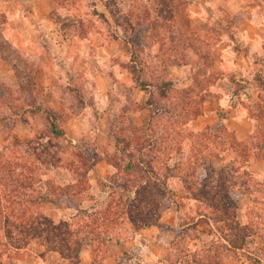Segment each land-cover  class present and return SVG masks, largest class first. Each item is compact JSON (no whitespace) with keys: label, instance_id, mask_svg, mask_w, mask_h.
Listing matches in <instances>:
<instances>
[{"label":"rangeland","instance_id":"obj_1","mask_svg":"<svg viewBox=\"0 0 264 264\" xmlns=\"http://www.w3.org/2000/svg\"><path fill=\"white\" fill-rule=\"evenodd\" d=\"M61 4L62 14L54 20L62 34L33 37L35 49L21 35L14 41L19 48L14 46L7 18L0 14V55L19 80H0V264H105L112 242L133 241L147 228L172 239L168 254L152 259L158 249L150 246L149 258H144L135 246L119 257L118 264H232L221 257L228 253L222 249L227 231L201 220V215L213 211L216 201L211 196L220 178L240 187L248 180L247 173L263 182L264 173L251 172L247 162L256 155L251 143H237L224 124L198 131L188 125L204 114L215 86L225 89L232 104L255 120L252 136L264 122V46L253 48L242 34L247 17L264 20V0H61ZM232 35L233 49L243 54L251 50L254 65L247 71V83L237 80L233 62L226 74L221 69L222 48ZM119 40L130 51L123 67L132 80L143 87L152 84L146 102L154 109L138 125L129 122L127 112L140 105H117L118 151L107 154L114 173L105 177L104 187L78 158L87 155L85 149L97 137L74 142L66 134L53 135L50 123L64 125L66 100L76 108L84 106L92 89L82 78L111 71L115 58L109 54ZM175 74L178 78L172 81ZM39 108L55 110L56 117L37 115ZM218 113L225 116L222 109ZM18 116L25 121H17ZM231 147L238 149L237 163L220 158ZM58 188L76 195L66 202L45 203V194ZM239 197V220L253 223L250 198ZM111 208L115 216L105 214ZM40 215L72 227L114 218L108 228L112 240L97 245L94 253L82 248L77 259H65L57 244H47L45 234L41 237L32 230ZM263 232L252 236L239 253L240 264H264Z\"/></svg>","mask_w":264,"mask_h":264},{"label":"crops","instance_id":"obj_2","mask_svg":"<svg viewBox=\"0 0 264 264\" xmlns=\"http://www.w3.org/2000/svg\"><path fill=\"white\" fill-rule=\"evenodd\" d=\"M62 10L63 5L61 4V0H0V14L7 18L8 30L14 37L12 42L16 41V35H21L26 40L30 49L36 48L32 38L37 35L46 33L62 34L59 24L54 20L55 15L58 13L62 14ZM247 19L248 24H246L247 28L242 31L243 36L251 42L253 48H257L258 45L263 48L264 20L256 22L249 17ZM231 38L232 41L225 44L222 48V54L219 58L221 69L226 74L228 64L233 62V70L237 80L247 83L249 78L247 71L249 67L254 65L249 55L251 50L245 49L247 53L243 54L233 49L235 38L233 35ZM17 44V42H14V46L17 47L19 45ZM115 48V51H113L111 47V53L109 54L111 58H115V65L111 67V71H106L104 74H98V71L96 74L90 73L89 79H87L88 73H86L85 77L82 78L85 82L90 81L92 89L89 97L85 99L84 106L76 108V106L71 105L70 100H66L64 108L68 112V116L65 119L66 122L61 127L65 134L74 142L92 138L93 135V138L97 137V142L95 140L92 141L91 148L98 155L92 170L99 184H102L101 182L104 181L107 175L114 173L113 167L108 163L107 154H114L118 151L117 138L115 136V129L119 122L117 118V105L119 103L130 106L140 105L141 108L139 110L131 109L127 112L129 122L138 125L146 122L154 109L152 105L146 102L152 93V84L148 83L144 87L138 85L137 82L132 80L131 74L123 67V64L131 58L129 48L124 42H120V40L115 43ZM177 78L176 74L173 75L172 81H176ZM4 79L19 83L16 75L11 72V69L0 55V80L3 81ZM119 84L123 85V93L120 90ZM17 85L19 86V84ZM214 88L216 91L212 94L209 93L205 101L204 114L196 121H191L188 125L189 128L198 131L224 124L226 130L233 135L237 143L248 144L252 137L255 120L249 118L243 110L232 104L231 98L233 97L225 89L216 86ZM211 92H213V89ZM112 97L118 98V101L114 103ZM27 108H30V106H26ZM52 108L58 109L56 105H53ZM219 109L224 110L225 116L221 117L218 113ZM37 113V115H40L45 112L39 110ZM91 118H95L94 123L91 121ZM17 121L23 122L25 119L19 117ZM21 124L18 122L17 128H20ZM237 150L231 147L221 152V160L226 163H237L239 160ZM247 167L255 174L264 173V158L254 154L251 155L247 162ZM170 179L177 180L175 176H171ZM171 194H173L172 191ZM243 195L241 194L240 197ZM171 241V238L160 237L158 232H155L152 228L143 229L133 241L123 243L112 242L111 256L105 260V264H118L117 260L119 257L127 252L131 253L132 249H135V246L139 247L137 250L144 258H149L148 247L150 246H155L158 249L154 252L155 254H151L152 259L164 257L171 248ZM160 249L163 251L159 252ZM85 252L88 253L89 251L85 250ZM221 257L225 260L227 258L232 264L241 263L238 256L231 252L224 253Z\"/></svg>","mask_w":264,"mask_h":264},{"label":"trees","instance_id":"obj_3","mask_svg":"<svg viewBox=\"0 0 264 264\" xmlns=\"http://www.w3.org/2000/svg\"><path fill=\"white\" fill-rule=\"evenodd\" d=\"M3 16V15H2ZM40 111L48 113L50 116L56 117V111L52 109L39 108ZM264 117V113L262 114ZM259 116H257V119ZM53 135L62 137L65 132L62 128H59L55 121L50 123ZM251 148L255 151V154L259 157L264 158V122L261 123L258 131L251 138ZM250 147V145H247ZM86 156L78 155L80 163L87 167L88 170H92L94 167L95 159L98 155L93 148H86ZM155 176H158L155 173ZM248 180L243 182L240 187H237L233 181L226 180L222 177L218 180V190L215 191V195H212L211 200H215L216 203L211 207L213 209L210 213H202L201 220L205 222H212L216 224L219 228L227 231L228 238L226 244L222 245L223 251L231 252L236 256H240L239 253L245 250L246 246L250 242V238L259 233V231H264V182L257 181L250 174L247 173ZM77 180V185H78ZM250 182H254L250 185ZM104 187H107L105 181L102 182ZM115 186H122L125 189H129V185L115 183ZM59 189V188H58ZM206 189V188H205ZM70 192V191H69ZM245 194L251 200L250 210L253 216V223L243 224L238 218V204L236 197L238 195ZM76 192L71 194L68 191L59 189L56 191H48L45 194L43 200L45 203H57L59 201H69V197L75 196ZM83 212V211H81ZM106 215L111 214L115 216V212L108 209L104 211ZM78 215L75 216L74 220H77ZM110 216V215H108ZM104 217L101 224L97 225L98 219H94L91 223H85L83 225H76L72 227L69 223H56L51 218L40 215L32 224V230L36 232V235L43 234L46 236L47 244H57L58 249L62 253L63 257L68 260L77 259L80 254V249L87 248L93 253L96 251L97 245L100 243H105V240H112L109 237L108 228L111 227L116 219L111 217ZM256 217V219H255ZM104 223V228L100 225ZM98 227V228H97ZM264 233V232H263ZM89 235H95V237L90 238ZM32 238V236H30ZM35 238V236H34ZM58 240V241H57ZM53 248V247H52ZM260 263V261H258Z\"/></svg>","mask_w":264,"mask_h":264}]
</instances>
